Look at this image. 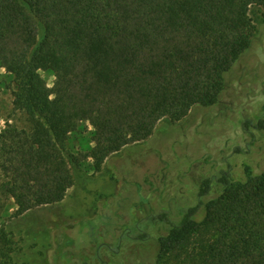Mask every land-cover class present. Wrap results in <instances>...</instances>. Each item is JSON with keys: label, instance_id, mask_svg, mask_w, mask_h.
<instances>
[{"label": "trees", "instance_id": "obj_1", "mask_svg": "<svg viewBox=\"0 0 264 264\" xmlns=\"http://www.w3.org/2000/svg\"><path fill=\"white\" fill-rule=\"evenodd\" d=\"M252 8L264 11V0H0V66L27 124L0 134V195L14 200L15 216L64 201L75 185L64 145L84 124L100 169L163 121L216 105L226 75L253 47ZM50 69L52 88L40 74ZM241 129L264 132V118ZM230 173L216 181L220 195L179 225L166 215L149 220L169 226L160 259L264 264V171L240 181ZM213 183L203 181L201 199Z\"/></svg>", "mask_w": 264, "mask_h": 264}, {"label": "rangeland", "instance_id": "obj_2", "mask_svg": "<svg viewBox=\"0 0 264 264\" xmlns=\"http://www.w3.org/2000/svg\"><path fill=\"white\" fill-rule=\"evenodd\" d=\"M250 17L254 48L226 75L216 105L195 108L177 123L163 121L149 140L111 156L100 169L88 158L93 129L84 124L64 145L75 179L64 201L17 217L14 200L0 195V264H174L158 256L169 226L149 220L166 215L179 225L190 209L220 195L222 172L229 169L240 181L264 171V132L241 129L245 120L264 118V11L252 8ZM40 74L52 88L54 69ZM10 82L0 66V134L8 125L27 127L13 109ZM208 179L214 191L201 199Z\"/></svg>", "mask_w": 264, "mask_h": 264}]
</instances>
